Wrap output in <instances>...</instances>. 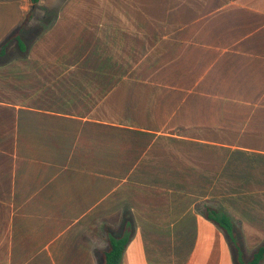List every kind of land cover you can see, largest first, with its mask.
Masks as SVG:
<instances>
[{
  "label": "crops",
  "instance_id": "0c3cea01",
  "mask_svg": "<svg viewBox=\"0 0 264 264\" xmlns=\"http://www.w3.org/2000/svg\"><path fill=\"white\" fill-rule=\"evenodd\" d=\"M65 3L40 0L42 43L0 58V264H69L70 249L99 264L123 231L121 264H237L206 208L249 261L264 245V0Z\"/></svg>",
  "mask_w": 264,
  "mask_h": 264
},
{
  "label": "rangeland",
  "instance_id": "374dc122",
  "mask_svg": "<svg viewBox=\"0 0 264 264\" xmlns=\"http://www.w3.org/2000/svg\"><path fill=\"white\" fill-rule=\"evenodd\" d=\"M49 1L52 3H55L57 6L61 5V3H65V9L69 11L70 13L74 14L78 11V13H81L85 9H90L91 6H93V3L96 2H102L103 0H44ZM41 6L35 7L34 10L31 11L29 9V1L28 0H0V45L3 41H5L11 34H13L18 26L22 23V16L24 14V11L22 9H25L27 7L28 10L32 12V18L30 21H28L27 26L25 30L22 32V38L27 46V49L32 50L34 47H37L39 44H36V46L33 44L38 39L39 43H42L43 33L45 32V28L47 27V24L50 23L51 15H47L46 10L47 8H44L42 4ZM22 7V9H21ZM58 10L57 8H54V10ZM27 10V11H28ZM93 10V9H92ZM58 16L54 17V20L52 23L57 22ZM58 32V31H53ZM19 53V50L16 46L15 42H11L7 47V54L6 60L13 59L14 56L17 57V54ZM5 80L8 81L7 78ZM7 81H5L7 83ZM12 93H7V95H11ZM72 233V232H71ZM69 233H59L58 237L56 238L55 244H60L69 241ZM58 234V233H56ZM70 248V247H69ZM43 253L44 250L42 249ZM47 254V252H46ZM73 257H76L75 250L70 249L69 250V264H74ZM31 264V263H30ZM51 264V263H50Z\"/></svg>",
  "mask_w": 264,
  "mask_h": 264
},
{
  "label": "trees",
  "instance_id": "16d2710c",
  "mask_svg": "<svg viewBox=\"0 0 264 264\" xmlns=\"http://www.w3.org/2000/svg\"><path fill=\"white\" fill-rule=\"evenodd\" d=\"M31 3V11L37 6L40 0H29ZM26 15L23 23L17 28V30L11 34L5 41L0 45V58L6 55L7 47L11 42H15L19 51L24 53L27 46L22 38V31L26 27L28 21L32 17V12ZM205 217L211 222L219 226L228 235L229 241L236 253L237 264H260L264 260V245L260 246L252 255L251 259L245 262L242 259L239 244L236 236L233 233V226L231 220L224 214H221L212 209L206 208L203 211ZM128 227V224H127ZM130 240V233L123 231L120 236H113L108 234L106 236L107 248L101 253V261L99 264H121L122 255L126 244Z\"/></svg>",
  "mask_w": 264,
  "mask_h": 264
}]
</instances>
